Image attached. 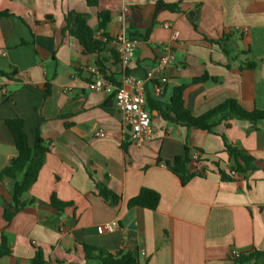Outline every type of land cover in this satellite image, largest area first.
<instances>
[{"label": "crops", "instance_id": "0c3cea01", "mask_svg": "<svg viewBox=\"0 0 264 264\" xmlns=\"http://www.w3.org/2000/svg\"><path fill=\"white\" fill-rule=\"evenodd\" d=\"M156 1L0 0V173L18 154L7 120L22 119L29 146L39 137L49 150L26 196L35 202L10 220L11 180L0 182V244L4 235L11 248L0 264H32L37 250L46 264H92L85 245L131 251L148 264H234V253H264V120L223 121L213 134L169 123L154 109L186 86L183 101L194 117L228 99L248 112L264 110V0H161L180 9L158 13ZM70 11L87 15L96 39H111L104 51L86 54L63 33ZM102 12L111 20L100 30ZM122 32L138 42L126 64L113 43ZM174 32L173 60L148 86L153 138L138 146L114 95L90 88L93 71L115 84L126 75L143 78ZM226 33L233 35L222 46L211 42ZM221 135L257 168L224 181L219 169L228 173L233 163ZM186 148L199 159L190 166L196 176L183 184L164 162ZM97 185L119 203L103 201ZM143 187L160 194L156 210L128 207ZM53 196L66 205L62 212ZM111 223L113 232L103 229Z\"/></svg>", "mask_w": 264, "mask_h": 264}, {"label": "trees", "instance_id": "16d2710c", "mask_svg": "<svg viewBox=\"0 0 264 264\" xmlns=\"http://www.w3.org/2000/svg\"><path fill=\"white\" fill-rule=\"evenodd\" d=\"M90 6L95 4V0H87ZM156 13L161 11L176 12L180 9L178 4H166L161 0L155 3ZM1 17V14H0ZM100 23L99 29L103 30L109 24L111 15L109 12H102L99 14ZM66 26L63 33H69L74 36L82 45L83 51L86 54L100 53L104 51L109 42L102 41L95 38V31L88 24V17L86 14L74 11L67 12L65 15ZM197 29V28H196ZM233 35L230 33L216 41H211L214 44L222 46V43L231 38ZM108 38V36H105ZM118 58V57H117ZM116 59V58H115ZM253 69L254 64H249ZM4 75L3 72H0ZM100 73L106 75L105 71ZM207 76H203L194 80V84L205 81ZM186 86H181L174 89V95L171 102L167 105L156 103L155 110L159 111L163 119L169 123L187 128L194 127L215 133L214 129L221 122H226V126H230V121L233 119L245 120L251 123H258L264 120V110H254L252 112L245 111L240 104L233 99H228L219 106L206 112L205 114L194 117L185 107L183 101V92ZM150 101L148 97V102ZM15 145L17 148V157H15L10 164L0 173V182L4 179L11 180V209L5 212V219L10 220L16 214L23 211L28 206H31L35 199H26L27 193L36 182L39 171L45 162L48 148L45 142L37 137L34 147L29 146L28 135L25 129V122L20 118L10 119L6 121ZM224 143L225 151L228 153L231 162L233 163L228 173L219 169L220 175L224 181L234 179L231 172H235L238 176H244L250 171L257 168L256 160L250 156L247 151L242 148L233 146L229 143L225 135H221ZM196 151V150H194ZM194 152L189 148L185 149L184 156L175 158L172 162H164L169 170L177 175L183 184L190 181L196 174L190 171V166L193 159ZM158 163H162L159 159ZM98 196L111 205L119 203L121 198L110 191L104 185H97ZM160 194L149 188H141L139 194L128 202L129 208L141 207L149 210H156L160 202ZM51 204L62 212V208L66 207L64 203L59 202L56 197H52ZM86 259L92 261V264H148L141 262L139 256L131 251L120 250L116 253H110L104 249L96 248L93 246H84ZM11 254V248L7 242L6 237L3 235L0 244V259L4 256ZM264 259V253L259 251H252L246 254H238L233 257L234 264H250L259 262ZM32 264H46L42 250H37Z\"/></svg>", "mask_w": 264, "mask_h": 264}, {"label": "built area", "instance_id": "2783aa9c", "mask_svg": "<svg viewBox=\"0 0 264 264\" xmlns=\"http://www.w3.org/2000/svg\"><path fill=\"white\" fill-rule=\"evenodd\" d=\"M178 32H174L172 41L163 46L164 54L158 60L157 66L149 71L143 78H138L132 75H126L122 84H115L102 75L99 70H94V79L89 85L94 91H103L107 94L114 95L115 106L122 114L125 124L129 127V138L132 143L141 146L153 138L152 116L147 108L148 104V86L155 78L156 74L161 73L170 65L173 60V52L171 50L172 42L177 39ZM107 42L111 39L104 38ZM115 51L121 62L127 63L134 56L137 47V40L131 38L125 32L119 33L113 39ZM0 54L3 52L0 50ZM68 90H71L69 88ZM160 93L159 89L156 94ZM104 133L97 132L96 136H103ZM193 159H199V154L194 153ZM234 177H239L234 171L231 172ZM116 228V223H111L103 226V229L108 232H113ZM238 254L234 253V256ZM233 256V257H234Z\"/></svg>", "mask_w": 264, "mask_h": 264}]
</instances>
